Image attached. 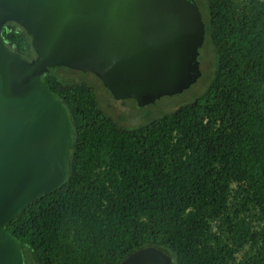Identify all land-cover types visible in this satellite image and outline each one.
<instances>
[{"label": "trees", "instance_id": "trees-1", "mask_svg": "<svg viewBox=\"0 0 264 264\" xmlns=\"http://www.w3.org/2000/svg\"><path fill=\"white\" fill-rule=\"evenodd\" d=\"M194 1L212 78L189 103L127 116L52 73L67 68L43 76L74 145L66 183L7 226L27 264H117L145 246L173 264H264V0ZM4 41L34 57L19 26Z\"/></svg>", "mask_w": 264, "mask_h": 264}, {"label": "water", "instance_id": "water-1", "mask_svg": "<svg viewBox=\"0 0 264 264\" xmlns=\"http://www.w3.org/2000/svg\"><path fill=\"white\" fill-rule=\"evenodd\" d=\"M8 23L29 36L31 60L5 44ZM204 41L194 0H0V264H27L7 226L69 177L73 121L43 76L89 73L114 100L143 108L197 82ZM117 264L173 263L145 246Z\"/></svg>", "mask_w": 264, "mask_h": 264}, {"label": "rangeland", "instance_id": "rangeland-1", "mask_svg": "<svg viewBox=\"0 0 264 264\" xmlns=\"http://www.w3.org/2000/svg\"><path fill=\"white\" fill-rule=\"evenodd\" d=\"M211 53L210 49L208 48L205 43L203 46L199 49V55H198V61L200 65V70H201V77L197 80L195 84H193L188 90H185L183 93L174 95V96H165L156 101L152 105L146 106V108L143 107V109H137L134 104L129 103L128 105L132 107V109L135 108L136 113L139 115L147 116L150 114H155V113H167L170 110H173L177 108L178 106L184 105L186 103H189L192 101L195 97L198 96L199 93L206 87V85L209 84L212 75L209 72L210 70V64H211ZM52 73L64 76L65 78H74V77H79V79H86L89 80L90 82L94 83L97 88L103 92L105 98H106V103L113 105V101L109 99V96L107 95L106 92H104L103 89H101L100 84L98 81L93 78L92 76H88L86 73L82 72H77L71 69H62V70H57V71H52ZM122 109L117 108V111H120Z\"/></svg>", "mask_w": 264, "mask_h": 264}, {"label": "flooded vegetation", "instance_id": "flooded-vegetation-1", "mask_svg": "<svg viewBox=\"0 0 264 264\" xmlns=\"http://www.w3.org/2000/svg\"><path fill=\"white\" fill-rule=\"evenodd\" d=\"M13 25H15V24H11V23H8V24H6L5 25V27L6 26H13ZM11 50V49H10ZM12 51V50H11ZM14 52V51H13ZM15 53V52H14ZM33 57L32 56H30V57H28V58H26V59H28V60H31ZM75 71V70H74ZM78 72V71H77ZM85 74V73H84ZM88 76H92L93 78H95L92 74H89V73H86ZM74 78H76V79H79V77L77 78V77H74ZM97 81H99L97 78H95ZM80 80H83V79H80ZM86 80V79H85ZM99 84H100V87H101V89H103L104 90V92H106L107 93V95L109 96V99L111 100V101H113L114 103H113V105H110L109 103L107 104L106 103V98H105V96H104V94H103V92L102 91H100L98 88H97V86L95 85V87L97 88L96 89V91H95V93L100 97V100H101V102H103V100H104V102L106 103V107H105V110L107 111V112H110L112 109H115V107L116 108H119V109H122V111H125V112H127V116H129V112H130V110H129V103H133L135 106H137L136 105V103H135V101H133V100H126V101H116V100H114L113 99V97L111 96V94L108 92V90L107 89H105L103 86H102V84H101V82L99 81L98 82ZM86 86H88V88H92V83H89V82H86V83H84ZM54 92H56L57 93V91H54ZM57 95L61 98V100L63 101V99H66V97H65V95H59L58 93H57ZM101 97H103V99H101ZM64 103V102H63ZM65 105V104H64ZM67 108V107H66ZM68 110V109H67Z\"/></svg>", "mask_w": 264, "mask_h": 264}]
</instances>
